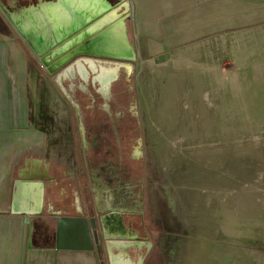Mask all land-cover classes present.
Returning <instances> with one entry per match:
<instances>
[{
    "label": "rangeland",
    "instance_id": "374dc122",
    "mask_svg": "<svg viewBox=\"0 0 264 264\" xmlns=\"http://www.w3.org/2000/svg\"><path fill=\"white\" fill-rule=\"evenodd\" d=\"M159 1L188 8L208 32L196 50L147 56L133 70L158 212L175 236L206 241L210 264H264V0ZM38 2L3 0L11 10ZM0 29L19 34L1 6ZM173 200L187 201L191 222Z\"/></svg>",
    "mask_w": 264,
    "mask_h": 264
},
{
    "label": "crops",
    "instance_id": "0c3cea01",
    "mask_svg": "<svg viewBox=\"0 0 264 264\" xmlns=\"http://www.w3.org/2000/svg\"><path fill=\"white\" fill-rule=\"evenodd\" d=\"M131 1L128 22L130 39L139 55L136 67L147 56L196 50L194 41L208 32V28L195 27L188 8L171 11L159 0L155 6L149 0ZM11 35L0 29V264H210L209 244L192 241L190 234L175 236L173 220L166 212H158V204L156 216L151 212L147 216L111 212L103 215L100 223L94 215L100 250L93 215L80 204L76 211H46L45 188L42 214L13 212L14 205L26 209L28 202L36 199L25 188L13 205L16 182L33 171L30 159L68 164L73 171L76 138L58 94L45 79L40 86L42 75L34 65L37 59L30 47L19 34ZM25 165L30 169L27 175L19 173ZM34 178L45 186L43 180L36 175ZM172 204L181 221L189 218L187 201L182 207L175 200ZM58 212L65 217L55 215ZM112 228L126 233L119 236L108 232ZM126 241L139 244L123 246Z\"/></svg>",
    "mask_w": 264,
    "mask_h": 264
},
{
    "label": "flooded vegetation",
    "instance_id": "af4514ba",
    "mask_svg": "<svg viewBox=\"0 0 264 264\" xmlns=\"http://www.w3.org/2000/svg\"><path fill=\"white\" fill-rule=\"evenodd\" d=\"M11 2L14 4V0H8L9 5ZM36 59L35 67H39L40 75H48V87L58 94L76 138L73 171L68 164L50 165L47 160L30 159L32 174L45 182V210L76 211L80 204L84 211L95 215L99 204L127 210L113 213L147 216L151 212L156 216V187L149 167L135 73L123 72L109 80L96 69H112L110 60L77 55L52 74ZM61 71L69 78L59 83L55 78ZM29 172L26 165L19 169L24 175Z\"/></svg>",
    "mask_w": 264,
    "mask_h": 264
},
{
    "label": "water",
    "instance_id": "95a60500",
    "mask_svg": "<svg viewBox=\"0 0 264 264\" xmlns=\"http://www.w3.org/2000/svg\"><path fill=\"white\" fill-rule=\"evenodd\" d=\"M57 4L58 9L54 12H51L52 9H45V7L53 8ZM0 6L36 58H39L41 64L52 74L77 55H90L108 59L113 63L112 69H96L97 73L102 71V76L111 80L116 79L123 72H132L139 60L136 44L130 39L129 34L127 20L132 16L129 0H121L116 4H112L110 0H86L84 4L71 3L70 0H39L37 4L25 6L26 9L34 8L37 10V15L42 16V21L35 17V22L32 18L31 21L26 18L21 19L22 21L16 19L15 15L21 14L25 8L11 10L3 0H0ZM63 14H65L64 18ZM49 15L58 16L61 21H57L54 25ZM65 73L61 71L55 80L60 83L61 80L69 78ZM34 176L31 173L26 177L27 180L16 182L13 205L24 195L25 188L30 194H34L36 199L29 201L30 206L26 209L16 208L14 205V213L21 212L27 215L43 213L41 203L45 186L43 183L40 185ZM109 211L127 210L124 207H101L98 204L95 215H101V218H98L100 223L102 216ZM55 215L65 217L63 212ZM93 216L91 222L98 243L99 233L96 230V217ZM97 247L100 250L99 245Z\"/></svg>",
    "mask_w": 264,
    "mask_h": 264
},
{
    "label": "bare ground",
    "instance_id": "6f19581e",
    "mask_svg": "<svg viewBox=\"0 0 264 264\" xmlns=\"http://www.w3.org/2000/svg\"><path fill=\"white\" fill-rule=\"evenodd\" d=\"M70 1H71V3L84 4V1H86V0H70ZM57 6H58V4L55 5L53 8L45 7V9H47V10L52 9V11L51 10L50 11L54 12L55 10L58 9ZM36 12H37V10H35L34 8H28V9L25 8V10H23V12L21 14H18V15H15V16H16V19H20V21L24 20L25 18H26V20L31 21V18H32V20L35 22L36 21L35 17L37 18V20L42 21L43 20L42 16L41 15L38 16L37 15L38 13H36ZM49 17H50V20L53 22L54 25H56L57 21H59V20L61 21L60 17H58V16L53 17L52 15H49ZM64 17H65V14H63V18ZM108 232H110V233L114 232V233H116L119 236L124 235L126 233L122 229H117V228H112ZM128 244L129 245H136V244H139V243H137V242L135 243V242H132V241L131 242H129V241L123 242V246H126Z\"/></svg>",
    "mask_w": 264,
    "mask_h": 264
}]
</instances>
